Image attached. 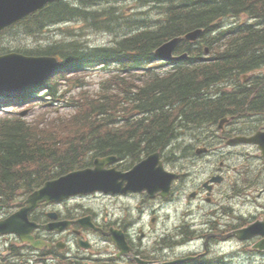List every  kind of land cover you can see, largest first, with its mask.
<instances>
[{
    "label": "trees",
    "instance_id": "trees-1",
    "mask_svg": "<svg viewBox=\"0 0 264 264\" xmlns=\"http://www.w3.org/2000/svg\"><path fill=\"white\" fill-rule=\"evenodd\" d=\"M74 1L55 0L44 12L19 24L16 34L14 28L1 34L0 55L17 51L33 56H59L63 61L61 78L67 79L69 82L65 85L72 84L73 89H83L85 85L78 79L70 83L73 80L65 78L67 72L115 64L128 76H137L138 70L156 63L155 50L161 44L197 28L205 30L200 45L212 49L214 60L191 68L185 67L187 62L178 65L168 78L145 81L148 84L142 90L137 88L136 79L127 80V83L117 79V88L112 89L105 81L98 91L66 97L67 92L60 94L65 87L62 80L54 82L51 79L30 88L18 100L0 99L2 108V104L31 102L41 91L47 90L45 97L53 98L52 103H64L69 110L49 121L41 115L36 123L13 114L0 118V193L3 197L30 193L44 181L91 166L99 157L117 155L135 161L143 152L175 147L180 133L187 134L195 127L215 123L223 113V106L236 105L235 97L242 108L264 106V88L257 83L240 89L241 96L230 92L231 82L264 65V0H155L159 6L154 19L144 18L142 30L116 38L113 47L84 50L76 42H69L54 43L43 51L12 49L8 39L12 33V37L34 36L43 27L74 19H82L87 24L96 21L105 24L108 30H113L110 25L120 29L122 21L116 19L112 8L89 11L93 5H105L113 0ZM244 16L253 22L238 21L230 26L231 29L222 30L224 19ZM123 19L122 30L128 32L136 30L140 24L138 20ZM191 47L182 42L179 51H187L194 58ZM148 70L144 73L148 77L157 74ZM116 89L123 95L113 94ZM120 100L132 101L128 109L142 115V120L126 121L124 132L118 128L109 129L111 117L119 114L113 105Z\"/></svg>",
    "mask_w": 264,
    "mask_h": 264
},
{
    "label": "flooded vegetation",
    "instance_id": "flooded-vegetation-1",
    "mask_svg": "<svg viewBox=\"0 0 264 264\" xmlns=\"http://www.w3.org/2000/svg\"><path fill=\"white\" fill-rule=\"evenodd\" d=\"M199 61L203 62L204 59L191 62ZM254 78L256 77L252 76L243 82H234L231 86L234 88L233 92L241 96L240 89L246 85L252 86ZM256 83L258 87L264 88V81L258 80ZM233 102L236 105L231 108L222 107L223 113L215 123L203 125L199 127L198 134L194 133L183 138L181 145L185 149L181 150L180 155L175 156L174 152L175 155L168 157L162 155V159L167 160L169 165H173V172L181 175L180 179L173 182L168 198L165 199L160 193L155 199H151L147 193L109 196L111 199L138 197L143 202L139 207L136 206V209L142 208L143 205L146 207V202L155 203L152 214L148 217L152 228H145L143 214L133 218L129 214L128 206L123 208L121 219L113 220L110 217L99 219L96 213L90 210L85 211L75 204L77 198L54 204L43 203L31 213L32 222L47 226L63 222L73 223L91 217L92 223L101 231L87 230L80 224L74 223L67 230H59L62 227H57L59 229L54 231L39 228L33 232L35 239L51 245L43 250H35L16 235H0V264H63L64 251H69L70 258L80 255L82 250H80L79 241L94 244H92V250L83 251L90 255L84 258L92 259L96 255L94 247L98 246L97 238H101L106 247L104 264H138V261L149 264H169V261L175 260L178 256L192 258L183 264H206L204 259L214 251L215 247L232 242L244 245L250 252L259 253V256L264 259V252L252 250L263 240L262 237H254L250 241H239L234 237L226 241L233 232L255 222L264 221V106L252 109L242 108L236 97ZM258 134L263 135L259 144L237 143L238 140L244 142V139H250ZM168 150L169 147H166L164 153L169 152ZM144 154L143 152L142 156ZM108 156L118 158L117 162L109 168H115L121 172L129 170L128 157ZM203 157L206 160H203ZM197 162L205 164L203 179L192 171ZM43 184L44 182L39 184V188ZM15 199L16 195L5 198L0 193V221L8 219L23 207V204L20 206V204L12 203ZM183 199L187 202L186 208L183 209V219L178 222L182 237L177 242L175 225L170 227L166 219L157 216L160 215V210L155 208L173 205L178 209ZM237 201L253 203L251 207L255 210V214L248 216L240 214V211L234 207ZM243 204L249 205V203ZM206 217L209 221L204 219ZM203 219L206 220L200 224L203 229L198 230V220ZM113 231L124 234L128 243V248L124 252L118 250L113 242ZM153 232L154 236L150 241L149 238ZM197 242L202 243L201 248H193ZM184 244L188 245L186 251L177 249Z\"/></svg>",
    "mask_w": 264,
    "mask_h": 264
},
{
    "label": "rangeland",
    "instance_id": "rangeland-1",
    "mask_svg": "<svg viewBox=\"0 0 264 264\" xmlns=\"http://www.w3.org/2000/svg\"><path fill=\"white\" fill-rule=\"evenodd\" d=\"M71 2H75V1L71 0ZM158 4H159L158 1L139 2L137 0H114V2H112L111 4L109 3L106 5H93L91 6V8H89V11L100 12L106 8H112L115 11L117 10L115 12L116 15H122L126 18L138 20L140 24H138L137 29L140 30L141 26L144 25L143 23L144 18H147V20L149 21L154 19V14L158 10V6H159ZM144 14H146V16ZM234 21L236 20L235 19L224 20V22L222 23V26L227 27ZM110 27L113 30H118L119 28L117 26L113 28V25H110ZM104 28L106 27H104V25L102 24L88 25L82 19H74L71 22L54 24L46 28L43 27L40 33L33 34L34 36L19 34L16 37H12L13 36V33H12L10 34L8 39L11 40L12 42V46H13L12 49L19 48V49H25L28 51H33L35 49H39V50L42 49L43 51L47 47L57 42H60V43L61 42H65V43L76 42V44L81 45L82 48L84 49L106 48V47H112L116 38H119V37L125 38L131 35L132 31L137 30V29L131 30L129 32L123 31V32H120L119 34L117 32H114L113 30H108V29L105 30ZM108 75H109V71H105L104 69L103 70L89 69L88 71L81 70L79 73L75 75H70V76L74 80L78 78H84L87 82H86V88H83V91H85L86 89H91L89 90V92L93 93V91H97L96 88H98L101 82L105 78H107ZM60 79H62V81L63 80L66 81V79L64 78H60ZM54 82H57L56 79L54 80ZM61 87H63V85H61ZM69 87L70 86L64 87L63 89H61V91L64 92V90L69 89ZM68 92H71V94L78 97L79 96L78 94L80 91L79 90L72 91V89H69ZM43 93L44 91L40 93V96H42ZM66 96H69V94H67ZM44 104H45V101H38L37 103L35 101H31L30 105L29 104H25V105L15 104L12 107H6L3 109L0 108L2 109L0 111V117H5L8 112L12 114H17V113L20 114L21 112L23 113L27 112L26 118L31 121V120H34L36 117H38L40 114L45 113L46 111H48L49 114H54V110L56 108H58L59 112H62V113L66 111V109L62 108L63 104H55L57 105V107H54V106L44 107L43 106ZM111 128L112 127L109 126V129ZM199 132H200V129L198 128V129H195L194 131L188 132L187 134L183 132L180 133V135L176 137L178 138V143L175 144V147L169 148L168 151L170 152H168V154L175 155L173 154V152H176L177 155L175 156L180 155L179 153L181 152V150L185 149V147L181 145V141H183L182 139L194 133L198 134ZM202 159L206 160L204 157ZM128 164L129 165L134 164V162L128 160ZM171 166L173 167L172 164ZM205 170L206 168H205L204 162H197L194 164V167L192 168V171L196 172V175L200 179L204 178ZM137 203L139 204V202H137L135 198L134 199L133 198L113 199L111 201V199L107 197H97V198H93L92 200L82 201L81 204L83 207L93 210L98 215L99 219H104L107 216L106 210H108L109 211L108 217H110L113 220H118V219H121L123 216V207L128 206V205L131 208V213L133 215V218H137L139 216V213H138V210L134 208ZM243 203H249V205H244ZM243 203L241 201H237L236 204H234V207L236 208V210L240 211V214L246 215V216L250 214H255V210L251 207L253 203H250L249 201H246ZM146 205L147 206L144 207V209H140V211L141 212L143 211V214H144L143 218L146 217L145 218V228L150 229L152 227L150 226V223H149L148 214L152 209L149 210L148 205H151L150 203H147ZM185 208H186V200L184 199L181 201V204L178 206V209L174 207L173 205H163L160 216L164 219L170 218V221L166 222L170 227L174 225L177 226L178 222L181 221V219H183V215H184L183 209ZM204 219L209 221L207 217ZM204 219L198 220V223H197L198 229L202 228L200 227V224L204 221ZM153 236H154V232L151 233L150 235V238H149L150 241L153 239L152 238ZM97 242L99 243V246L95 247L94 252L101 253L102 252L101 248L105 247V244L101 238H97ZM201 246H202V243L197 242L193 245V248H201ZM186 250H187L186 247L180 249V251H186ZM105 251L106 249H103V252ZM257 255L258 254L253 255L252 252H250V250L247 249L244 245L239 244L237 242H232L228 244L218 245L217 247H215L214 251L210 252L207 259L209 260L214 259L215 264H227L226 262H228L229 264H264V259L261 256H257ZM103 256H105V254H103ZM101 260L103 259L101 258ZM91 264H100V262L99 260H96L94 263L91 262Z\"/></svg>",
    "mask_w": 264,
    "mask_h": 264
},
{
    "label": "water",
    "instance_id": "water-1",
    "mask_svg": "<svg viewBox=\"0 0 264 264\" xmlns=\"http://www.w3.org/2000/svg\"><path fill=\"white\" fill-rule=\"evenodd\" d=\"M52 0H0V31L18 22L24 17L38 11ZM203 30H197L186 36L191 42H196ZM182 38H176L157 50L160 60L172 61L173 54ZM182 58H177L180 60ZM59 62L56 58L27 57L20 54H7L0 56V96L16 97L21 95L29 86L39 85L50 77L58 69ZM25 115V114H23ZM115 158L97 159L95 168L80 170L63 176L45 185L43 189L33 194L26 202V207L18 215L9 221L0 224V233H17L24 241H30L34 246L31 230L26 223L28 214L34 210L40 202L59 201L71 196L88 195L101 191L104 193H126L128 191L148 190L152 195L158 190L169 189L170 180L166 178L162 167L157 168L159 155L155 154L136 166L130 173L121 174L115 171H107L108 163ZM128 182L126 188H122L120 180ZM27 231V232H26ZM242 233L244 234L242 236ZM29 234V235H28ZM237 235L241 239L252 238L255 235L264 236V222L256 223L241 230ZM264 250V242L257 246Z\"/></svg>",
    "mask_w": 264,
    "mask_h": 264
},
{
    "label": "bare ground",
    "instance_id": "bare-ground-1",
    "mask_svg": "<svg viewBox=\"0 0 264 264\" xmlns=\"http://www.w3.org/2000/svg\"><path fill=\"white\" fill-rule=\"evenodd\" d=\"M124 5V4H123ZM122 5V6H123ZM117 6H118V4H117ZM124 7V6H123ZM126 7V6H125ZM117 11V10H116ZM110 13V12H109ZM115 13V12H114ZM112 16H114V15H112ZM127 27V26H126ZM114 28V27H113ZM129 29V28H128ZM127 33V32H126ZM126 35V34H125ZM122 36V35H121ZM186 36V34L184 35V36H180L179 38H183V37H185ZM120 38V37H119Z\"/></svg>",
    "mask_w": 264,
    "mask_h": 264
}]
</instances>
